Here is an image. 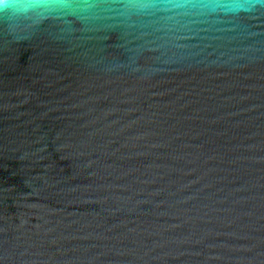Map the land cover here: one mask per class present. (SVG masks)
Instances as JSON below:
<instances>
[{
	"label": "water",
	"instance_id": "obj_1",
	"mask_svg": "<svg viewBox=\"0 0 264 264\" xmlns=\"http://www.w3.org/2000/svg\"><path fill=\"white\" fill-rule=\"evenodd\" d=\"M0 264H264V0L0 13Z\"/></svg>",
	"mask_w": 264,
	"mask_h": 264
},
{
	"label": "clouds",
	"instance_id": "obj_2",
	"mask_svg": "<svg viewBox=\"0 0 264 264\" xmlns=\"http://www.w3.org/2000/svg\"><path fill=\"white\" fill-rule=\"evenodd\" d=\"M60 0H0V13L27 14L35 10H47Z\"/></svg>",
	"mask_w": 264,
	"mask_h": 264
}]
</instances>
